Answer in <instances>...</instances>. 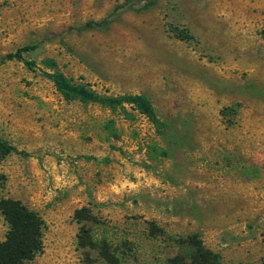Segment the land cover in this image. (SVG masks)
I'll return each mask as SVG.
<instances>
[{"label":"rangeland","instance_id":"obj_1","mask_svg":"<svg viewBox=\"0 0 264 264\" xmlns=\"http://www.w3.org/2000/svg\"><path fill=\"white\" fill-rule=\"evenodd\" d=\"M145 2L0 0V59L34 46L31 65L0 62V137L17 149L0 158V197L46 224L24 264H107L81 226L118 264H164L193 232L224 264L264 255V0ZM47 57L100 93L144 94L164 131L128 104L63 98ZM7 228L0 214V240Z\"/></svg>","mask_w":264,"mask_h":264},{"label":"trees","instance_id":"obj_2","mask_svg":"<svg viewBox=\"0 0 264 264\" xmlns=\"http://www.w3.org/2000/svg\"><path fill=\"white\" fill-rule=\"evenodd\" d=\"M154 2L155 0H147L143 6L147 7ZM123 6L124 3L117 5L115 10ZM110 22L111 19L109 18H104L100 21H87L82 25V28L107 26ZM173 28L177 29L176 27ZM177 36L181 39L191 38L190 33L186 29L177 31ZM33 48L34 46L32 45L20 47L15 52L4 55L0 62L16 58L31 65V61L23 59L22 52ZM41 62L46 68L53 69L50 72H45V74L63 98L97 103L110 109L117 107L125 109L124 105L128 104L132 109L144 114L154 125L157 132L162 133L164 131L167 125L166 122L157 116L150 100L144 94L113 96L100 93L88 83L74 82L71 78L59 72L56 69L57 63L53 58L47 57ZM16 151L17 149L14 145L9 144L0 137V158ZM0 214L8 224L4 238L0 240V264H24L43 251V235L46 224L37 210L30 208L19 199L2 196L0 197ZM75 216L79 223L85 218L92 219L91 215L87 214L85 207L77 209ZM80 231H82L83 235L79 234L78 238L81 239L79 244L82 247L96 250L100 258L107 264H118L119 259L116 255V250L106 239L93 238L87 233L88 229L84 230L83 226L80 227ZM174 240L175 253L166 258L164 264H224L219 253L205 246L196 232ZM262 242L264 245V235ZM252 264H264V255L259 262Z\"/></svg>","mask_w":264,"mask_h":264}]
</instances>
